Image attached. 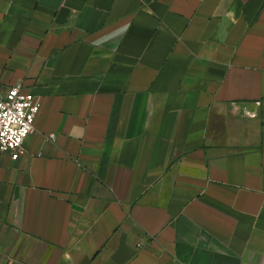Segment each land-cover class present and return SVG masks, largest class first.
<instances>
[{
  "label": "crops",
  "instance_id": "0c3cea01",
  "mask_svg": "<svg viewBox=\"0 0 264 264\" xmlns=\"http://www.w3.org/2000/svg\"><path fill=\"white\" fill-rule=\"evenodd\" d=\"M0 264H264V0H0Z\"/></svg>",
  "mask_w": 264,
  "mask_h": 264
},
{
  "label": "built area",
  "instance_id": "2783aa9c",
  "mask_svg": "<svg viewBox=\"0 0 264 264\" xmlns=\"http://www.w3.org/2000/svg\"><path fill=\"white\" fill-rule=\"evenodd\" d=\"M39 107L35 96L19 84L0 91V155L17 161L24 154L23 145L34 131Z\"/></svg>",
  "mask_w": 264,
  "mask_h": 264
}]
</instances>
